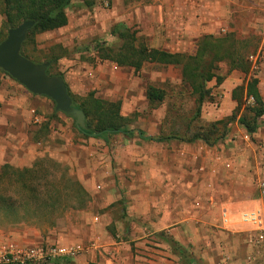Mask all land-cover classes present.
<instances>
[{"label": "rangeland", "instance_id": "obj_1", "mask_svg": "<svg viewBox=\"0 0 264 264\" xmlns=\"http://www.w3.org/2000/svg\"><path fill=\"white\" fill-rule=\"evenodd\" d=\"M66 12L68 25L55 32L32 36L24 49L25 54L39 64L48 53L54 61L59 58L51 69L52 75L68 78V73L73 70L75 75L86 78L80 89L70 88L78 104L90 93L99 99L121 102V115L127 118L130 129L142 131L147 137L161 141H144L138 135L133 138L119 135L114 136L107 145H99L100 139L85 138L75 127L72 118L64 116L60 119L51 109L45 116L49 121L55 120V130L60 129L64 136L56 138L58 151L55 155L48 153L34 159L28 167L7 163L0 166V173L2 170L3 174L10 173L11 167L31 169L37 162H42L45 172L59 179V182H55L56 189H70L69 184L61 181L63 177L69 178L83 186L89 199L81 203L71 198L72 194L65 190V194L54 201H45L35 208L22 207L19 216L0 214V263L10 245L41 247L86 242L89 240L88 227H98L106 213L114 221L122 218L130 233L133 230L138 232V229L150 233L146 223L151 215L147 212L149 188L150 192H157L159 199L163 198L165 190L163 185L153 189V184L149 185V174L164 176L169 171V164L165 166L162 160L165 152H179L172 144H188V140L197 132L214 131L210 140L212 143L217 139L216 146L200 141L213 149L212 158L218 153L219 160L230 157L236 142L256 146L259 151L264 149V140L248 133L240 123L243 119L251 126L256 123L254 134L259 131L264 133V116L255 120L258 106L254 99H245L244 93L240 108L238 104L233 107L223 100L227 89L236 90L238 87L235 92L239 96V89L255 78L264 104V0H73ZM168 16L179 22L183 20L184 30L199 37L197 47L206 36L227 39L223 48L246 54L250 66L249 73L245 74L232 70L227 61L218 62L215 72L222 81L207 83L206 89L210 95L204 101L198 117V96L183 82L181 66L146 62L140 71L132 72L133 68L127 67L129 73H124L120 68L125 67L102 59L103 56H117L123 47H130L129 39L121 38L120 34H134L136 47L166 51L156 47L158 40H154L153 33L166 28L165 18ZM115 30L117 35L113 36ZM8 31L5 16L0 11V43L6 39ZM97 44H101L103 50L96 49ZM170 53L194 56L197 52L176 49ZM63 59H69L72 65H65ZM116 66L119 70L115 69ZM69 84L72 85V80ZM150 86L164 91L163 102L149 103L147 90ZM245 136H249L248 142ZM49 140L52 142L51 138ZM66 141L72 144L71 148L59 150L63 144L66 145ZM46 142L42 141V146ZM95 151L101 156L95 158V155H91ZM81 156L85 163L73 164L72 157L76 160ZM139 156L143 157L140 161ZM151 156L156 157V163H148ZM262 160L261 167H264ZM247 171L253 176L257 194L258 183L264 180V174L256 173V168ZM47 189L51 190L52 187ZM117 194V199L111 198ZM107 202H111L109 207H103ZM195 203L188 208L190 215L201 216L205 210L196 208ZM61 237L64 239L55 241V238ZM171 248L173 252L175 249L181 250L173 244ZM258 250L264 254V247L259 246ZM181 252L188 254L186 249Z\"/></svg>", "mask_w": 264, "mask_h": 264}, {"label": "crops", "instance_id": "obj_2", "mask_svg": "<svg viewBox=\"0 0 264 264\" xmlns=\"http://www.w3.org/2000/svg\"><path fill=\"white\" fill-rule=\"evenodd\" d=\"M183 26V20L179 22L171 16L166 17V28L153 33L154 40H158L156 47L170 52L177 49L196 53L199 37L188 34ZM63 60L65 65H72L69 59ZM115 69L119 70L117 66ZM120 70L129 73L127 67ZM68 75L64 80L69 89L75 87L77 90L84 85V76L75 75L73 70ZM70 80L72 85L69 84ZM213 81L216 82V79ZM237 88L227 89L223 98L233 107L238 104L233 98ZM0 103V166L10 163L28 167L34 159L48 153L55 155L58 151L56 138L64 136L60 129L55 130V120L49 121L45 114L54 109L53 112L60 119L66 115L55 112V103L51 99L32 94L11 77L0 73ZM32 111L41 113L34 115ZM36 119L38 122H35ZM119 135L123 134L115 137ZM252 135L264 140L261 131ZM113 138L107 142L100 139L99 145H107ZM44 140L47 142L42 146ZM68 143L66 141V145L63 144L59 150L71 148L72 144ZM188 144H172L179 152H165L162 160L165 166L169 164V171L164 176L149 174V185L153 184V189L163 185L165 190L163 198L159 199L157 192H150L149 188L147 212L151 215L146 223L150 233L146 234L145 230L140 229L130 233L122 218L114 221L106 213L98 227H88L89 240L78 241L93 242L95 247L79 258L66 260L62 264H264V254L258 250L259 246L264 247V240L256 244L259 236L256 227L242 219L244 213L255 210L260 203L253 176L247 169L256 168V173L264 174V167H261L264 149L259 151L256 146L236 142L230 157H221V161L218 153L215 158L211 157L213 149L202 141ZM91 155H95V158L101 156L97 151L91 152ZM82 157L76 160L72 157L73 164H84ZM95 158L93 156L92 159ZM141 159L143 157L139 156L138 160ZM148 161L149 164L156 163V157H148ZM118 195L111 198L117 199ZM110 203L103 207L108 208ZM194 203L196 208H204L201 216L190 215L188 208H192ZM63 239L55 238V241ZM172 244L182 251L188 250V254H175Z\"/></svg>", "mask_w": 264, "mask_h": 264}, {"label": "trees", "instance_id": "obj_3", "mask_svg": "<svg viewBox=\"0 0 264 264\" xmlns=\"http://www.w3.org/2000/svg\"><path fill=\"white\" fill-rule=\"evenodd\" d=\"M72 1L73 0H0V11L5 16L7 30L16 28L26 21L35 22L34 28L29 32L27 40L22 46L21 54L25 58L39 64L25 54L24 49L26 45L35 34L52 32L66 27L69 22L66 10L70 7ZM112 35L116 36L117 31H113ZM119 36L129 39L130 47H123L117 56H103L102 59L110 60L119 67H131L136 72L140 71L143 64L146 62L169 66H181L183 82L189 85L193 93L198 96L197 102L199 106L197 117L200 114V109L204 101L210 95L209 90L206 89L207 83L214 79L219 83L222 81V78L217 76L215 72L218 62L227 61L232 66V70H238L245 74H248L250 71V66L245 56L246 54L242 52L239 53L233 49L223 48L227 39L206 36L199 42L196 55L180 56L168 51L149 49L145 46L136 47L134 43L137 40L134 34H120ZM101 46V44H97L95 48L103 50ZM44 58L45 59L41 63L49 62L50 67L47 73L50 76H54L51 74V69L59 58H55V61L48 55ZM0 72L9 76L2 70H0ZM55 76L63 77V75ZM257 85L258 80L253 78L248 84L239 89V96L236 94L237 91L233 96L239 108L242 104L244 93L247 94L248 98L252 97L254 99L258 106L255 110V120L264 116V104ZM68 92L73 100V106L81 109L86 115L85 130L78 129L75 124V127L85 138L101 139L107 142L112 136L118 134H123L130 138H133L136 134L144 141H161L147 137L142 131L130 129L127 126V118L121 115V102L99 99L96 98L93 93H90L78 104L69 88ZM147 98L150 104L161 103L164 101L165 93L154 86H150L147 90ZM55 112H57L56 109ZM240 123L249 133H254L256 131V123L251 126L244 119L241 120ZM213 134L214 131L206 133L197 132L188 142L202 140L208 145L214 146L218 140L216 139L211 143L210 136ZM45 171L46 170L42 168V162H37L31 169L18 170L11 167V172H4V174L2 170L0 173V214H13L19 216L22 207L35 208L45 203V201H54L56 198L62 197L66 191L72 194L71 198H76L81 201V203L88 201L89 195L79 182L63 177L61 181L69 184L70 189L67 187L68 190L65 188L66 191L58 190L55 187V182L56 180L59 182V179L56 178L55 175L52 174L51 176ZM48 187H52V189L49 190L47 189ZM180 251L175 249L177 254L183 255V252ZM64 261H66V259L58 260L51 264H62Z\"/></svg>", "mask_w": 264, "mask_h": 264}, {"label": "water", "instance_id": "obj_4", "mask_svg": "<svg viewBox=\"0 0 264 264\" xmlns=\"http://www.w3.org/2000/svg\"><path fill=\"white\" fill-rule=\"evenodd\" d=\"M34 26V21H26L8 31L6 39L0 43V70L32 94L51 99L57 112L74 119L77 128L85 130L86 115L73 106L64 78L48 75L49 62L37 64L21 54L22 46Z\"/></svg>", "mask_w": 264, "mask_h": 264}, {"label": "built area", "instance_id": "obj_5", "mask_svg": "<svg viewBox=\"0 0 264 264\" xmlns=\"http://www.w3.org/2000/svg\"><path fill=\"white\" fill-rule=\"evenodd\" d=\"M32 114H36L32 111ZM38 122V119L35 120ZM249 141V136H245ZM259 205L253 210L242 215L245 222L253 224L259 234L256 244L264 240V180L258 183ZM98 221V219H96ZM95 247V243L71 242L64 245H49L41 247H23L10 245L6 256L0 264H51L58 260H75Z\"/></svg>", "mask_w": 264, "mask_h": 264}]
</instances>
